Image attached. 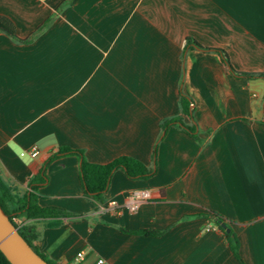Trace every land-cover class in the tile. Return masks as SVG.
Returning <instances> with one entry per match:
<instances>
[{
	"label": "crops",
	"instance_id": "1",
	"mask_svg": "<svg viewBox=\"0 0 264 264\" xmlns=\"http://www.w3.org/2000/svg\"><path fill=\"white\" fill-rule=\"evenodd\" d=\"M0 16L21 39L51 18L27 42L0 31L4 185L22 196L62 146L89 162L126 155L154 170L146 179L114 170L97 203L83 193L78 158H53L38 204L72 216L20 219L39 253L58 264L79 251L78 264H240L217 213L242 261L264 264V79L233 77L214 50L237 71L264 72V0H0ZM175 117L196 137L178 125L162 130ZM136 189L153 195L130 211ZM110 200L120 214L100 209Z\"/></svg>",
	"mask_w": 264,
	"mask_h": 264
},
{
	"label": "trees",
	"instance_id": "2",
	"mask_svg": "<svg viewBox=\"0 0 264 264\" xmlns=\"http://www.w3.org/2000/svg\"><path fill=\"white\" fill-rule=\"evenodd\" d=\"M73 0H66V2H72ZM48 17L33 33H31L27 38L21 39L15 34V28L13 23L6 17L0 16V31L4 32L13 39L21 42H27L34 35H36L46 24L50 21ZM186 44L193 45L201 49L204 48L195 42L191 38H187ZM217 51L221 57L225 70L235 78L251 80L254 78L264 79V72H241L234 69L229 61V57L224 50L214 49ZM190 100L180 92V106L183 113L191 116L192 109L190 108ZM263 115H264V96H263ZM170 125H178L183 127L190 135L196 137V127L195 125H184L180 118H169L161 123L162 130H165ZM72 154L75 155L79 160V178L83 193L85 197L94 200L97 203L103 202V193L107 189L109 180L114 170L120 169L125 175L131 179H146L150 177L154 170L153 168L147 167L140 160L133 158L131 156H118L112 159L108 163H93L87 161L83 157V152L79 149H73L68 146H62L57 149L55 153H51L47 161L43 164L41 172L29 179L28 188L22 196L15 195L0 179V206L4 212L9 216V219L18 228V232L25 238V240L31 245V247L48 263V264H58L55 261L49 259L45 254L39 253L32 245V240L34 235L31 233L30 226L28 224L22 223L20 219L35 221V220H48L52 221L51 224H56L61 218H67L72 216L71 213L58 208V207H42L38 204V195L36 194L37 188L43 184L46 180V175L44 173V168L46 165L55 157L59 155ZM211 219L213 220L215 226L222 232L227 244L229 245L232 253L240 262V264H245L239 256L238 253V239L234 232L226 222V220L217 213L211 214ZM221 224H225L228 231H225L221 227ZM139 233L145 235H158L160 231L153 230H141ZM0 264H10L3 253L0 251Z\"/></svg>",
	"mask_w": 264,
	"mask_h": 264
},
{
	"label": "water",
	"instance_id": "3",
	"mask_svg": "<svg viewBox=\"0 0 264 264\" xmlns=\"http://www.w3.org/2000/svg\"><path fill=\"white\" fill-rule=\"evenodd\" d=\"M221 227L228 231L225 224ZM0 251L10 264H48L18 232L0 206Z\"/></svg>",
	"mask_w": 264,
	"mask_h": 264
},
{
	"label": "built area",
	"instance_id": "4",
	"mask_svg": "<svg viewBox=\"0 0 264 264\" xmlns=\"http://www.w3.org/2000/svg\"><path fill=\"white\" fill-rule=\"evenodd\" d=\"M31 155L35 156L38 153L36 147H32ZM153 193L151 189H136L132 190L128 195L127 208L130 211H134L138 204L142 201L148 200L152 197ZM102 211L114 210L117 214L121 213L122 207L115 201L110 200L105 204H100ZM84 257V251H79L75 254L73 260L69 264H78ZM93 264H107L102 258L97 259Z\"/></svg>",
	"mask_w": 264,
	"mask_h": 264
}]
</instances>
